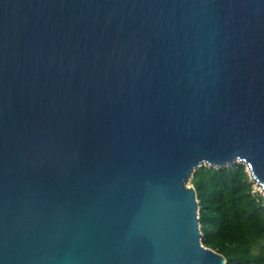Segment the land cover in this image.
I'll list each match as a JSON object with an SVG mask.
<instances>
[{
    "label": "water",
    "instance_id": "1",
    "mask_svg": "<svg viewBox=\"0 0 264 264\" xmlns=\"http://www.w3.org/2000/svg\"><path fill=\"white\" fill-rule=\"evenodd\" d=\"M236 161L264 0H0V264H226L189 181Z\"/></svg>",
    "mask_w": 264,
    "mask_h": 264
},
{
    "label": "trees",
    "instance_id": "2",
    "mask_svg": "<svg viewBox=\"0 0 264 264\" xmlns=\"http://www.w3.org/2000/svg\"><path fill=\"white\" fill-rule=\"evenodd\" d=\"M200 201L203 242L226 264H264V194L247 165H201L192 176Z\"/></svg>",
    "mask_w": 264,
    "mask_h": 264
},
{
    "label": "rangeland",
    "instance_id": "3",
    "mask_svg": "<svg viewBox=\"0 0 264 264\" xmlns=\"http://www.w3.org/2000/svg\"><path fill=\"white\" fill-rule=\"evenodd\" d=\"M236 162H239V161H236ZM235 163V162H234ZM252 178V177H251ZM192 179V178H191ZM191 179H190V181H189V183L190 184H192V181H191ZM252 180L254 181V186H255V188H256V190H259L261 193H263L264 194V191L263 190H261V187H260V185H259V183L258 182H256V180H254L253 178H252Z\"/></svg>",
    "mask_w": 264,
    "mask_h": 264
},
{
    "label": "bare ground",
    "instance_id": "4",
    "mask_svg": "<svg viewBox=\"0 0 264 264\" xmlns=\"http://www.w3.org/2000/svg\"><path fill=\"white\" fill-rule=\"evenodd\" d=\"M237 158L234 157L233 160H236ZM208 161H203L202 163H207ZM261 187V186H260ZM262 190V189H261Z\"/></svg>",
    "mask_w": 264,
    "mask_h": 264
}]
</instances>
